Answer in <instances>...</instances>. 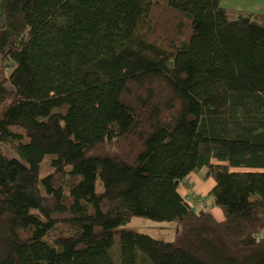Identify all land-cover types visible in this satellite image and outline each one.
<instances>
[{
    "label": "trees",
    "instance_id": "trees-1",
    "mask_svg": "<svg viewBox=\"0 0 264 264\" xmlns=\"http://www.w3.org/2000/svg\"><path fill=\"white\" fill-rule=\"evenodd\" d=\"M222 3L0 0V264H264V24Z\"/></svg>",
    "mask_w": 264,
    "mask_h": 264
},
{
    "label": "rangeland",
    "instance_id": "rangeland-1",
    "mask_svg": "<svg viewBox=\"0 0 264 264\" xmlns=\"http://www.w3.org/2000/svg\"><path fill=\"white\" fill-rule=\"evenodd\" d=\"M245 18V17H243ZM229 19L232 22H236V20L238 21V18H235V16L231 13V15L229 14ZM264 21V20H263ZM264 23V22H263ZM2 149L6 152V154L16 163H18L21 167H24L22 161L19 159V157L16 155V153L11 150V148L8 145H4L2 146ZM51 156H46L43 163H42V168H41V176L42 177H46V176H51L52 175V168L50 165V160H51ZM142 176H141V171L137 170L135 172V175L133 177V179L131 180V182L128 185V191H130L132 189V187L137 184L138 182H140L142 180ZM202 179V178H201ZM206 180L203 179V181ZM186 183H183V185L180 187V193L182 194V196L184 197V199L193 207H195L196 209H200L202 207L206 208L208 212H210L212 215L213 213L209 210L208 207H212L209 202H208V198L206 200V196L208 194L209 191H201L199 188V185L197 186L198 180L195 179L196 182L191 181L188 182L187 180H185ZM195 185L197 186L198 190H193V188L195 187ZM208 188V186H207ZM205 187V190L207 189ZM89 192L93 193V192H99L103 190V187L99 181V179L97 178L96 174H95V168L91 169L90 172V177H89V187H88ZM197 194H195V192ZM198 202H194L193 198H196ZM216 207H212L211 210H215ZM216 210L219 211H215V215H213V217L215 219L217 218H221V210L219 208H217ZM223 214V212H222ZM224 216V214H223ZM125 228H133L136 229L140 232L143 233H147L149 235H151L153 238L156 239H161L164 241H173L176 235V230H177V223L176 222H156L153 221L151 219L148 218H143V217H135L132 219V221L125 227Z\"/></svg>",
    "mask_w": 264,
    "mask_h": 264
},
{
    "label": "crops",
    "instance_id": "crops-1",
    "mask_svg": "<svg viewBox=\"0 0 264 264\" xmlns=\"http://www.w3.org/2000/svg\"><path fill=\"white\" fill-rule=\"evenodd\" d=\"M222 9L228 12V15L229 14L231 15L232 13L235 16V18L240 19L242 17H247L254 22L264 24L263 23L264 22L263 21L264 20V0H223ZM195 179L198 180L197 186L199 185V182H200L199 188L203 192L210 191L215 186V181L213 178H208L203 181V179H205L204 175L200 173L198 174L192 173L186 178L188 182H191V181L196 182ZM197 186L195 185L193 190L194 189L198 190ZM205 187L207 188L206 190H205ZM179 192H180V189H179ZM195 194L197 193L195 192ZM208 208L213 213V215H215V211H219V210H216L217 208L215 210H211L212 207H208ZM221 215L222 217L221 218L219 217L216 220L223 221L224 216L222 212H221Z\"/></svg>",
    "mask_w": 264,
    "mask_h": 264
}]
</instances>
